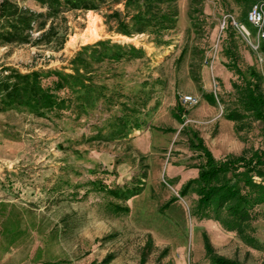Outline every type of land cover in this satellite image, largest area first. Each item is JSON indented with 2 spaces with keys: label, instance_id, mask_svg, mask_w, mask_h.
I'll return each mask as SVG.
<instances>
[{
  "label": "rangeland",
  "instance_id": "1",
  "mask_svg": "<svg viewBox=\"0 0 264 264\" xmlns=\"http://www.w3.org/2000/svg\"><path fill=\"white\" fill-rule=\"evenodd\" d=\"M10 1L46 11L37 0ZM72 1L94 8L65 7L54 21L67 33L62 47L0 43V72L39 70L44 85H61L60 109L0 111V255H15L0 264H141L143 253L144 264H211L204 233L218 254L264 264V204L251 245L195 216L196 193L180 196L196 175L185 158L194 132L218 153L264 149L262 122L250 115L242 131L219 132V119L241 109L235 83L256 71L264 89V47L254 50L237 26L255 33L247 13L261 0ZM141 185L129 200L109 192Z\"/></svg>",
  "mask_w": 264,
  "mask_h": 264
},
{
  "label": "trees",
  "instance_id": "2",
  "mask_svg": "<svg viewBox=\"0 0 264 264\" xmlns=\"http://www.w3.org/2000/svg\"><path fill=\"white\" fill-rule=\"evenodd\" d=\"M46 8L44 12H36L19 6L10 0L0 3V43L44 44L51 47L54 42L63 46L67 33L62 30L56 19L66 11L65 7L94 8L88 1L74 3L72 0H37ZM248 14V13H247ZM248 22V21H247ZM249 23V22H248ZM250 24V23H249ZM251 25V24H250ZM226 28V26H225ZM42 31L41 35L33 40V31ZM129 33V31H125ZM261 47H264L262 45ZM11 70L10 73L4 74ZM50 76L57 75L49 70ZM43 74L39 70L20 73L17 69L4 67L0 72V111L9 107H26L40 115L48 111L60 109L58 81L54 87L42 83ZM235 87L239 89L238 102L241 109H230L225 113L227 119L236 122L237 131H242V121L248 116L262 122V136L264 138V89L262 76L251 71V77L243 78V84ZM208 100L215 102V96L210 95ZM181 119L180 115H177ZM167 129L165 132L172 131ZM189 147L203 162L197 167V177L190 178L182 186L180 196L189 192L198 195L194 215L200 219H215L229 231H236L248 244H254L257 239L253 236V222L260 215L258 207L264 204V149L255 148L244 150L239 155H228L224 158L215 157L205 139L198 132L189 136ZM144 177H147L146 175ZM144 186L135 189H109V192L124 200L140 194ZM174 196L162 205L161 210L167 209L173 202L179 200ZM116 213H128L129 205L113 204ZM204 247L206 256L211 264H246L237 258H230L218 254L208 235L204 233ZM143 253L141 264L145 263Z\"/></svg>",
  "mask_w": 264,
  "mask_h": 264
},
{
  "label": "built area",
  "instance_id": "3",
  "mask_svg": "<svg viewBox=\"0 0 264 264\" xmlns=\"http://www.w3.org/2000/svg\"><path fill=\"white\" fill-rule=\"evenodd\" d=\"M247 21L255 28L253 34L245 24H238L239 29L247 38H252L251 46L254 50H259L264 45V0L255 2L247 14ZM224 27V26H223ZM260 60H263L260 58ZM218 84L215 82V88ZM182 100L186 104L196 105L199 102L197 96L193 94L182 95Z\"/></svg>",
  "mask_w": 264,
  "mask_h": 264
},
{
  "label": "crops",
  "instance_id": "4",
  "mask_svg": "<svg viewBox=\"0 0 264 264\" xmlns=\"http://www.w3.org/2000/svg\"><path fill=\"white\" fill-rule=\"evenodd\" d=\"M183 10H184L183 13H186V8H184ZM213 113H215L214 110H212V109H210V108H207L205 114L208 115V114H213ZM219 123H220V126H222V128H219V132H221V136L225 135L226 132H228V133L231 132V130H233V129H234V131H235V126H236V122H235V121L230 120V119H227V118L224 116L222 119H219ZM231 128H232V129H231ZM175 133H177V134H176V137H177V135H180V134L183 135V133L181 132V130H179V131H177V132H175ZM200 136H202V137L205 139L207 145L210 147V149H211L212 152L214 153L215 157H217V158H224V157H226V156H228V155H239V154H241V153L244 151V149H243L241 152L218 153V152L216 151V149L214 148L211 139H208L206 136H203V135H201V134H200ZM176 137H173V136H169V135H167L166 138H167V140L173 139V141H174ZM186 140H187V141L189 140V136L186 137ZM174 143H175V141H174ZM187 154H188V155H187L185 158H186V159L189 158L190 162H193V163L189 166V168H190L191 170H193V171H191V174H192V172H195L196 175H195L194 177H197V176H198V173H199V168H198L197 166H198L200 163H202L204 159L198 157V156H197L198 153H194V152L190 149V147H189V141H188V147H187ZM184 156H185V155H183L182 158H183ZM185 161H186V160H185ZM187 169H188L187 167L182 168V169L180 170V172L183 171V172H185V174H188V173H187ZM193 174H194V173H193ZM186 177H187V176H186ZM194 177H192V178H194ZM189 179H190V178H189ZM189 179H188V180H189ZM0 202H1V200H0ZM14 256H15V255H0V260L5 261V260H8V259H10V258H14Z\"/></svg>",
  "mask_w": 264,
  "mask_h": 264
}]
</instances>
